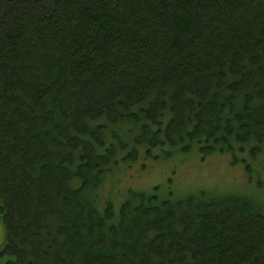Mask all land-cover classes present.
Listing matches in <instances>:
<instances>
[{
    "label": "trees",
    "instance_id": "trees-1",
    "mask_svg": "<svg viewBox=\"0 0 264 264\" xmlns=\"http://www.w3.org/2000/svg\"><path fill=\"white\" fill-rule=\"evenodd\" d=\"M192 150L264 171V0H0V264H264L249 195L101 197Z\"/></svg>",
    "mask_w": 264,
    "mask_h": 264
},
{
    "label": "rangeland",
    "instance_id": "rangeland-1",
    "mask_svg": "<svg viewBox=\"0 0 264 264\" xmlns=\"http://www.w3.org/2000/svg\"><path fill=\"white\" fill-rule=\"evenodd\" d=\"M139 164L121 165L107 176L101 197L116 205L127 197L129 189L157 193L161 198H183L201 189L217 193H238L255 198L264 207V171L257 170L251 177L244 163L231 162L230 155L215 154L202 158L196 151L176 154L167 159ZM259 168V167H258ZM6 227L0 213V250L5 245Z\"/></svg>",
    "mask_w": 264,
    "mask_h": 264
},
{
    "label": "bare ground",
    "instance_id": "bare-ground-1",
    "mask_svg": "<svg viewBox=\"0 0 264 264\" xmlns=\"http://www.w3.org/2000/svg\"><path fill=\"white\" fill-rule=\"evenodd\" d=\"M167 156V155H166Z\"/></svg>",
    "mask_w": 264,
    "mask_h": 264
}]
</instances>
